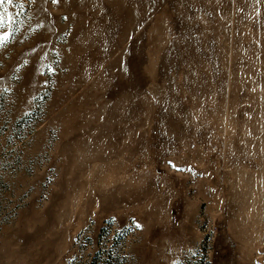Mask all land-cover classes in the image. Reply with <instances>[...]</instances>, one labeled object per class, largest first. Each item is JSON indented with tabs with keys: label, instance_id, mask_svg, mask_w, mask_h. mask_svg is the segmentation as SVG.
<instances>
[{
	"label": "rangeland",
	"instance_id": "obj_1",
	"mask_svg": "<svg viewBox=\"0 0 264 264\" xmlns=\"http://www.w3.org/2000/svg\"><path fill=\"white\" fill-rule=\"evenodd\" d=\"M7 7L0 264H264V0Z\"/></svg>",
	"mask_w": 264,
	"mask_h": 264
},
{
	"label": "snow or ice",
	"instance_id": "obj_2",
	"mask_svg": "<svg viewBox=\"0 0 264 264\" xmlns=\"http://www.w3.org/2000/svg\"><path fill=\"white\" fill-rule=\"evenodd\" d=\"M35 3L36 0H0V49L6 46L7 41L9 40V36L11 33H5L2 30L6 28H11L14 23V17L9 13L8 5H12L13 7L24 8L25 3ZM58 0H53V3H57ZM18 16L19 13H16ZM27 64V61H24ZM7 91V89H4ZM136 227H141L140 225H136Z\"/></svg>",
	"mask_w": 264,
	"mask_h": 264
}]
</instances>
